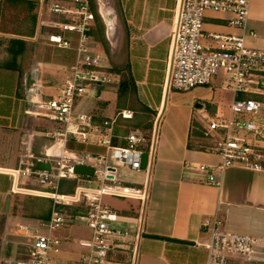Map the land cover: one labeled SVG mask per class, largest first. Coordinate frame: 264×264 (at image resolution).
<instances>
[{
	"label": "crops",
	"instance_id": "0c3cea01",
	"mask_svg": "<svg viewBox=\"0 0 264 264\" xmlns=\"http://www.w3.org/2000/svg\"><path fill=\"white\" fill-rule=\"evenodd\" d=\"M23 1L35 6L34 35L22 37L25 48L18 56L20 69L4 67V61L9 58L6 51L0 60V84L9 81L13 94L8 97L5 90L0 91V197L3 199L12 179L1 170L17 167L25 153L41 155L57 150V154L72 150L67 144L57 149L62 142L51 140L58 125L29 111L32 109L30 100L47 99L59 92L71 75L70 67L78 60L76 50L51 45L49 30L46 31L44 26L45 22L61 19L49 12L53 2L69 0ZM118 1L122 21L117 12H113L109 14L110 23L103 19L104 26L98 30L95 20L87 42L91 51L100 56L101 69L110 74L111 80L92 86L88 95L77 100L76 110L93 114L97 122L118 117L114 132L120 146L126 143L124 137L130 131H145L141 133L149 139L152 136L154 145L152 148L145 146L148 160L146 166L141 167L145 174L143 178L128 183L146 187V201L134 198L140 201V208H137L138 204H131L127 209H114L122 215L137 218L140 237L136 240L135 252L131 249L112 252L103 264H206L207 255L202 243L208 235L203 231L202 221L211 215L218 216L227 230L252 234L260 240L256 260L231 259L229 264H264V170L233 165L216 172L220 181L218 186L208 183L207 173L196 167L202 164L217 166L221 157L188 145L203 141L200 128L208 117L204 122L197 119L195 108L201 107H197L196 102L202 104V108L206 104L215 106L214 86L188 92L168 90L165 86L168 37L178 0ZM232 17L224 12L208 13L205 34L243 36L248 46L264 49V0H250L245 28L231 25ZM250 31H255L257 36H251ZM94 45L104 49L105 58L93 51ZM217 82L221 83V79L213 83ZM1 85L3 89L4 84ZM123 111L132 116L122 118L120 113ZM13 141L18 147L11 144ZM88 146L102 149L105 152L102 155L106 154L105 147ZM141 169L133 171L129 168L133 172ZM91 179L88 176L78 178L79 182ZM63 187L67 189V185ZM41 218L44 217L34 215L22 220L33 223ZM62 230L58 236L65 245L68 237ZM64 249L70 250V247ZM59 252L62 257L57 260L54 257ZM59 252L53 257L55 264L77 262L71 252L61 249Z\"/></svg>",
	"mask_w": 264,
	"mask_h": 264
},
{
	"label": "built area",
	"instance_id": "2783aa9c",
	"mask_svg": "<svg viewBox=\"0 0 264 264\" xmlns=\"http://www.w3.org/2000/svg\"><path fill=\"white\" fill-rule=\"evenodd\" d=\"M250 0H178L169 34L168 90L188 92L212 86L217 79L227 82L233 94L230 116L208 117L200 128L207 149L221 157L219 165L202 164L196 168L207 173L208 183L219 185L216 172L237 165L264 170V49L248 46L243 36L209 32L204 25L210 12L229 13L231 25L245 28ZM49 12L61 19L45 22L50 28L48 42L60 49H74L77 62L70 67L71 75L59 92L50 98L31 100L29 111L58 125L53 137L63 148L69 141L105 147V155L91 152L53 150L41 155L25 153L17 167L1 170L11 176L14 194H34L52 201L48 218L21 222L18 233L26 237L24 252L8 264H55L53 253L60 251L61 229L80 220L89 228L88 237L76 241L82 247L79 264H103L112 252L132 250L140 237L137 218L122 215L102 203L104 195L135 198L148 197L146 187L122 183L117 164L128 165L133 171L142 167L145 146L153 147L154 139L141 132L130 131L125 145H113L118 117L97 122L91 113L77 112V100L88 95L92 86L109 82L110 74L101 69L100 56L88 46L89 33L95 25V14L89 0L54 1ZM257 36L255 31L249 32ZM122 118H130L127 111ZM58 149V148H57ZM49 163L50 170L38 168ZM76 164L94 167L92 179L102 180L99 187L76 184L71 192L60 190L63 180L78 179ZM113 167L114 170H111ZM35 182L39 188H32ZM105 182V183H104ZM75 207L74 217L66 208ZM126 224V226H123ZM208 239L202 243L206 264H229L231 259L256 260L259 239L247 233L233 232L224 227L216 215L202 221Z\"/></svg>",
	"mask_w": 264,
	"mask_h": 264
},
{
	"label": "rangeland",
	"instance_id": "374dc122",
	"mask_svg": "<svg viewBox=\"0 0 264 264\" xmlns=\"http://www.w3.org/2000/svg\"><path fill=\"white\" fill-rule=\"evenodd\" d=\"M115 1L116 0H95V3L97 5V11L102 22L100 25L98 22L96 24L99 30H101L104 26L103 19L106 23H110L109 14H113V12H116ZM101 6H105L106 11L108 12V21H106V19L101 14ZM36 14L37 13L35 11L34 6L28 4L27 2H23L20 0H0V60L2 59V56L5 51L4 47L6 41L9 38L24 37L22 34L26 33L27 30L31 28ZM45 28L46 31L49 30L50 32L49 27ZM93 48L92 49L94 52H98L99 54H101L102 58H105L106 54L102 47L94 45ZM8 82L9 81L1 83L4 84V87L3 89H1L0 87V91L5 90V95L8 97H12L13 94L10 91L12 90V88ZM213 86L215 90V101L213 103L215 106L211 107L212 105L206 104L204 108H195L197 119H199L201 122H204V118L206 117L218 116L228 118L230 116V104L233 99V94L231 90L227 88L229 84L227 82L221 81V83H213ZM141 132L145 133V131ZM51 141H54L55 143L57 139L54 138ZM11 144H15L16 146L18 145L15 141H13ZM67 147L78 152L92 151L97 155H101L104 152V150L102 149H95L93 146H88L87 144L77 143L74 141H69L67 143ZM117 166L121 171L120 179L124 184L131 183L136 178L142 179L143 175H145L143 174L144 170L142 169L139 172H133L129 170L128 165L117 164ZM72 181L75 183L79 182L78 179H72L70 182ZM92 181L93 179L83 180L79 183L92 187H99L103 183L102 180L94 179V182L92 184ZM30 186L32 188H39V186L36 185L35 182L31 183ZM7 191L8 192L5 193V199H3V197H0V264H8L9 261H13L19 258L22 252H24L25 244L29 242L26 237H23L18 233V224L24 222L23 220H25L26 217H32L34 215L37 217L48 216L52 205V201L45 197H40L34 194H14L11 190V186H9V190ZM139 202L140 201H135L134 198L123 199L113 195H104L102 197V203L104 205H108L109 207H112L113 209L117 210L127 209L130 207L131 204H138L137 208H140ZM76 210L77 209L75 207H70L67 211L70 212L71 215L74 217L75 213L77 212ZM65 228L66 229L61 230L62 234L68 237V244H61L60 249L62 251L66 250L71 252L74 259L77 261L74 264H79V259L82 253V247L77 243L76 240L78 238L88 237L90 234V230L85 225V223L80 220H76L73 223H69ZM66 246L70 247V250L64 249V247ZM55 254L56 253H53V257ZM61 254L62 253L59 252L54 258L57 260L60 259L62 257Z\"/></svg>",
	"mask_w": 264,
	"mask_h": 264
},
{
	"label": "trees",
	"instance_id": "16d2710c",
	"mask_svg": "<svg viewBox=\"0 0 264 264\" xmlns=\"http://www.w3.org/2000/svg\"><path fill=\"white\" fill-rule=\"evenodd\" d=\"M14 1H16V0H14ZM20 1H23V0H20ZM23 2H26V1H23ZM90 2H91L90 4H91V7H92V10H93V12L95 14V17H96V21L100 25L101 24V20H100L98 11H97V5L95 3V0H90ZM27 3L31 4L32 6H34V4L32 2H27ZM115 9H116V12H117L119 20L122 21L123 13H122V8H121V5H120V2L118 0L115 1ZM35 24H36V17L34 19V22H33V25L31 26V28H29L27 30V32L22 34V35L25 36V37L26 36H33L34 35V31H35ZM92 33H93V30L89 33V35H92ZM98 39L102 43H105L104 39L99 38V37H98ZM24 48H25V40L23 38H20V37L19 38L18 37L17 38H9L6 41L5 47H4L5 51L9 54V58L4 61V64H3L4 67L10 68V69H18V68L20 69V65L18 63V56L23 53ZM113 70L114 69L112 68L111 71H113ZM115 135H117V133H115ZM113 145H119L118 141H116V138L113 139ZM188 146L190 148H195V149L204 150V151H206V149H207L202 144L193 145V144L190 143ZM70 181L71 180H67V181L62 182L60 190L63 191V192H66V191L71 192L74 189V187L76 186V183L73 182V181L72 182H70ZM69 182H70V184H69ZM65 185H67V189H65L63 187ZM66 209L68 210L69 207L66 208ZM67 213H70V212H67ZM48 217H49V215L44 217V218H48Z\"/></svg>",
	"mask_w": 264,
	"mask_h": 264
},
{
	"label": "water",
	"instance_id": "95a60500",
	"mask_svg": "<svg viewBox=\"0 0 264 264\" xmlns=\"http://www.w3.org/2000/svg\"><path fill=\"white\" fill-rule=\"evenodd\" d=\"M31 101V100H30ZM197 107H202V104H197ZM57 156L61 155V151L56 154ZM148 160V154L144 153L142 157V167L146 166ZM38 168L50 170L51 166L49 163L41 162L38 164ZM111 170H114L113 167H110ZM74 173L79 176H88L91 177L94 175V167L91 165L76 164L74 166Z\"/></svg>",
	"mask_w": 264,
	"mask_h": 264
},
{
	"label": "bare ground",
	"instance_id": "6f19581e",
	"mask_svg": "<svg viewBox=\"0 0 264 264\" xmlns=\"http://www.w3.org/2000/svg\"><path fill=\"white\" fill-rule=\"evenodd\" d=\"M100 11H101L103 17L106 19V21H108L109 20V16H108V12L105 9V6H101ZM58 146H59L58 149L62 148V144L61 143H59Z\"/></svg>",
	"mask_w": 264,
	"mask_h": 264
}]
</instances>
